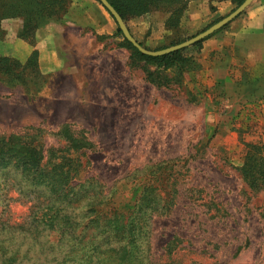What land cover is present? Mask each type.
Wrapping results in <instances>:
<instances>
[{"label": "rangeland", "instance_id": "374dc122", "mask_svg": "<svg viewBox=\"0 0 264 264\" xmlns=\"http://www.w3.org/2000/svg\"><path fill=\"white\" fill-rule=\"evenodd\" d=\"M153 12L125 22L129 32L135 31L133 38L151 50L168 46L171 37L165 27L168 14ZM149 14V32L141 35L133 22ZM183 18L179 26L187 39L215 22L187 34ZM2 20L0 74L42 75L12 83L0 77V135L39 128L51 156L62 154L63 139L70 135L88 139L89 164L69 181L79 194L70 203L72 214L85 223L95 216L85 211L93 193L83 195L94 188L105 200L96 207L99 217L127 215L152 184L153 201L164 204L171 197L168 211L160 209L145 223L151 230L146 255L152 263L264 264V176L245 171L249 152L263 157L250 162L255 171H264V123L257 121L263 113L252 108L234 116L226 112L217 84L201 72L200 45L183 52L196 65L193 60L155 69L126 46L121 34L116 33L118 40L99 36L96 46L86 34L82 42L88 53L68 56L79 64L76 74H43L36 41L49 22L20 33L21 23L8 32ZM70 51L75 53V47ZM147 74L162 85L151 83ZM69 149V156L77 157ZM24 181L15 168L0 170V210H6L0 217V264H97L93 248L91 260L65 258V245L50 224L62 225L60 213L58 218L42 214L38 209L46 199L38 206L20 197ZM106 218L89 222L85 230H108ZM100 246L109 249L104 241Z\"/></svg>", "mask_w": 264, "mask_h": 264}, {"label": "trees", "instance_id": "16d2710c", "mask_svg": "<svg viewBox=\"0 0 264 264\" xmlns=\"http://www.w3.org/2000/svg\"><path fill=\"white\" fill-rule=\"evenodd\" d=\"M98 1V0H97ZM121 16L124 22L129 18L137 17L153 11H164L168 14L165 22L167 31L171 33L168 38V46H161L152 51L161 50L166 47L178 44L187 38L182 35L179 21L181 16L184 17L189 0H107ZM238 6L243 0H232ZM235 6V7H236ZM67 7L66 0H0V21L4 18L19 17L21 19V28L19 32H30L39 24H46L51 20H58L65 12ZM105 8V7H104ZM110 14V12L105 8ZM111 15V14H110ZM113 18V16L111 15ZM114 19V18H113ZM217 18L215 19L218 20ZM115 21V20H114ZM116 22V21H115ZM1 31V30H0ZM19 33V34H20ZM118 34L122 35L126 46L133 49L138 58L151 62L155 69L165 68L176 65L178 63H192L194 58L185 56L184 51L192 46L200 45L202 40L195 42L189 47H183L175 51H171L160 55H148L141 53L131 43L126 40L122 31L117 26ZM143 46L141 43H139ZM144 47V46H143ZM151 50L147 47H144ZM196 61L194 60V64ZM27 75H32L27 78ZM42 74H0L7 83L19 81V77H26L28 82H32L35 76ZM153 74H147L151 83L157 86L162 85L160 80L152 77ZM179 76L182 74H178ZM34 81V80H33ZM39 86L34 92H38ZM27 94L29 90L25 88ZM36 132V133H35ZM35 132L25 133L22 135H0V170L5 168H15L19 171L21 177L25 180L18 187L20 197L34 202L46 199V203L39 211L42 214L51 213L55 218H58L57 212L60 213L63 219L62 225L52 221L50 224L56 229L60 235V244L65 245L63 251L67 253V260L76 258L78 260L92 259L91 253L88 250L93 248L97 264H159L152 263L146 255L149 251V241L151 230L145 226L146 221L153 218L154 214L159 213L160 209L168 211L170 198L164 204H159L151 198L153 186H145L146 195L143 193L139 197V204L133 208L127 215L113 213L106 217H99L102 212L96 210V207L103 204L104 195L96 194L94 188H86L83 195L93 193L90 201L85 205V211H94L95 216L87 223L80 221L78 215L72 214V199L79 196L78 191L72 192L73 187L69 185L71 178L79 174V171L89 164L86 158L87 150L89 149V141L87 138H74L70 135L69 138L63 139L64 149L62 154L51 156L48 149L44 147V140L41 135V129L35 128ZM72 148L78 155L77 157L69 156V151ZM254 151L257 150V145H251ZM51 152V151H50ZM254 153H247L246 173L253 177L255 174L264 176V171H255L251 161L258 162L263 157L254 158ZM84 158V159H82ZM154 172L153 175H156ZM169 175V174H168ZM82 195V196H83ZM169 196V193L167 194ZM167 196V197H168ZM102 197V199H100ZM53 203H58L54 205ZM40 206V202L38 204ZM34 207V206H33ZM6 210L1 208L0 217ZM75 211V209H74ZM147 214V215H146ZM98 218H106L105 225L108 230H85L89 222L96 221ZM141 221L143 222L141 224ZM85 223V224H84ZM80 225V229L78 228ZM98 225V224H97ZM82 226V227H81ZM98 227V226H97ZM101 235V239L96 240V237ZM65 238V239H64ZM107 244L109 249L102 251L101 243ZM170 243V242H169ZM168 243V244H169ZM112 245L113 247L109 246ZM167 244V245H168ZM171 247V246H169ZM92 251V250H91ZM4 262V261H2Z\"/></svg>", "mask_w": 264, "mask_h": 264}, {"label": "crops", "instance_id": "0c3cea01", "mask_svg": "<svg viewBox=\"0 0 264 264\" xmlns=\"http://www.w3.org/2000/svg\"><path fill=\"white\" fill-rule=\"evenodd\" d=\"M66 1L65 12L58 20L49 21L36 41L43 74H76L79 64L68 56L88 53L82 42L86 34L92 36L89 43L95 46L99 36L120 39L116 35L117 24L99 1ZM235 6L232 0H189L183 18L187 34L228 14ZM147 15L133 22L137 24L136 31L146 36L147 20L157 12ZM20 23L19 18H7L2 20L1 27L8 32L17 31ZM130 33L136 36L132 28ZM74 47L75 53L70 51ZM198 59L202 74L217 84L226 112L234 116L238 111L257 109L263 113L257 121L264 123V0H252L225 26L204 38Z\"/></svg>", "mask_w": 264, "mask_h": 264}, {"label": "water", "instance_id": "95a60500", "mask_svg": "<svg viewBox=\"0 0 264 264\" xmlns=\"http://www.w3.org/2000/svg\"><path fill=\"white\" fill-rule=\"evenodd\" d=\"M98 1L102 4L103 7H105L110 12L114 20L116 21L118 27L122 31L124 38L128 40L135 48H137L141 53H144V54L160 55V54H165V53L189 46L191 44H194L195 42H198L206 38L207 36L211 35L213 32L225 26L233 18H235L239 13H241L250 4L252 0H243L238 6H236L233 10H231L228 14L221 17L219 20L213 22L207 28L203 29L199 33L195 34L194 36H191L189 39L181 43L166 47L161 50H156V51H152V50H148L144 48L133 38L125 22L121 18V16L117 13L114 7L107 0H98Z\"/></svg>", "mask_w": 264, "mask_h": 264}]
</instances>
